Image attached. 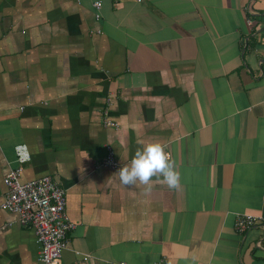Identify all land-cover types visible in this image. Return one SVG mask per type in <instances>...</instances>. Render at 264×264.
Masks as SVG:
<instances>
[{
  "label": "crops",
  "instance_id": "obj_1",
  "mask_svg": "<svg viewBox=\"0 0 264 264\" xmlns=\"http://www.w3.org/2000/svg\"><path fill=\"white\" fill-rule=\"evenodd\" d=\"M95 1L0 0V201L19 164L64 189L57 264H264V0ZM148 142L178 189L119 182ZM15 218L0 207V264H42Z\"/></svg>",
  "mask_w": 264,
  "mask_h": 264
},
{
  "label": "built area",
  "instance_id": "obj_2",
  "mask_svg": "<svg viewBox=\"0 0 264 264\" xmlns=\"http://www.w3.org/2000/svg\"><path fill=\"white\" fill-rule=\"evenodd\" d=\"M93 5L97 8L100 2L97 0ZM246 22L249 24V19H246ZM101 115L104 126H117V123L109 118L106 106L103 107ZM105 149L102 164L113 168L117 165L113 151L109 145H106ZM14 153L18 163H23L29 158L24 144L15 145ZM21 169L19 164L9 169L2 177L5 193L0 207L14 213L18 223L27 224L32 228L38 246V258L42 264H57L66 243L67 232L74 227L65 212L64 189L48 175L22 181ZM256 219H259V216L241 214L235 221V229L242 232ZM107 264L126 263L115 261Z\"/></svg>",
  "mask_w": 264,
  "mask_h": 264
},
{
  "label": "clouds",
  "instance_id": "obj_3",
  "mask_svg": "<svg viewBox=\"0 0 264 264\" xmlns=\"http://www.w3.org/2000/svg\"><path fill=\"white\" fill-rule=\"evenodd\" d=\"M122 185H143L147 191L153 187V178L161 181L169 190L180 187L181 176L175 162L159 142L142 144L133 154L130 164L117 171Z\"/></svg>",
  "mask_w": 264,
  "mask_h": 264
}]
</instances>
